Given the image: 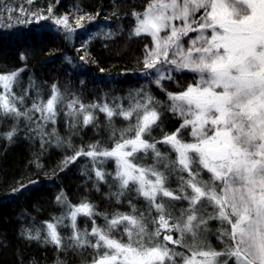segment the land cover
Wrapping results in <instances>:
<instances>
[{
	"label": "snow or ice",
	"instance_id": "1",
	"mask_svg": "<svg viewBox=\"0 0 264 264\" xmlns=\"http://www.w3.org/2000/svg\"><path fill=\"white\" fill-rule=\"evenodd\" d=\"M48 12L51 17V7ZM132 16L133 34L152 40L151 48L145 45L144 74L155 73L154 82L161 88V81L173 79V72H190L193 82L180 92H167L169 102L163 104L142 90L130 96L127 108L85 105L73 97L65 113L72 118L70 127L80 115L84 126L93 124L96 117L89 109L98 108L108 118L112 143L90 144L87 151L80 148L62 164L89 157L98 182L112 177L116 191L110 195L117 204L134 192L147 202L148 212L129 198L130 212L116 211L109 217L86 199L69 203L61 192L56 200L67 206V212L46 222L45 243L63 248L58 227L68 220L66 226L72 230L68 247L94 249L91 264H264V0H147ZM51 18L72 31L67 17ZM84 19L77 20V27H83ZM191 32L196 36L185 48L184 38ZM18 76L0 74V114L31 120L29 113L35 111L44 122L55 124L64 99L58 87L52 85L46 102H33L31 109L21 111L17 105L23 104L24 96L13 91ZM164 111L181 124L157 140L152 133ZM115 116L130 121L127 127L115 128ZM37 128L42 137L57 136L55 129L45 133L42 125ZM188 129L190 139L182 135ZM16 131L13 127L4 135L11 141ZM159 144L168 146L175 159ZM148 157L152 163H143ZM109 160L115 163L114 173L103 167ZM173 175L177 188L169 184ZM174 201H187L178 216ZM100 215L103 226L94 219ZM79 216L92 221L90 231L80 230ZM213 220L220 223L216 238L223 244L221 250L209 241ZM29 238L39 239L40 230Z\"/></svg>",
	"mask_w": 264,
	"mask_h": 264
},
{
	"label": "trees",
	"instance_id": "2",
	"mask_svg": "<svg viewBox=\"0 0 264 264\" xmlns=\"http://www.w3.org/2000/svg\"><path fill=\"white\" fill-rule=\"evenodd\" d=\"M146 3L147 0H0V74L19 73L13 91L24 96V102L18 108L24 111L31 109L33 102H46L53 84L64 97L55 124L44 122L35 111L29 113L31 120L0 114V264H91L94 249L68 247L72 235L71 228L66 226L68 220L64 221L65 226L58 227L64 247L58 249L45 243L46 222H54V217L67 212V206L56 200L61 192L69 203L76 205L86 199L96 206L97 212L109 217L116 211L130 212L129 198L140 211L148 212L147 202L134 192L117 204L110 195L116 191L111 186L112 177L107 178V183L98 182L89 157L80 156L74 163L62 164L80 148L87 151L90 144L112 143L108 118L98 108L89 109L96 117L93 124L84 126L80 115L76 126L70 127L72 118L65 113L67 102L73 97L85 105L107 103L127 108L130 96L142 90L163 104L169 102L167 92H180L193 82L192 73L175 72L173 79L161 81V88L150 75L144 74L142 57L150 39L147 35L133 34L132 13L142 11ZM49 7L51 17L68 18L72 31L53 22ZM39 16L49 18L41 20ZM80 17L85 18L80 21L83 27L76 25ZM129 122L115 116L112 125L119 129ZM38 124L45 133L55 129L59 142L57 136L42 137ZM180 124V119L164 111L162 122L152 135L159 140ZM13 127L17 131L9 141L4 134ZM189 131L182 132L186 139H190ZM158 147L175 159L168 146ZM142 162L151 164L152 160L148 157ZM113 165L109 160L103 167L113 173ZM203 175L208 178V173ZM169 184L178 187L175 175L170 177ZM172 203L177 216L188 206L187 201ZM151 214L156 215L155 210ZM94 219L101 226L105 223L103 215ZM77 224L82 231H90L92 227V221L83 216L78 217ZM219 227L218 221L209 222L212 230L209 241L216 250L223 248L216 238ZM38 229L40 238L30 239L29 235L35 236ZM172 235L174 239L177 237L175 232ZM169 247L186 251L178 245Z\"/></svg>",
	"mask_w": 264,
	"mask_h": 264
},
{
	"label": "rangeland",
	"instance_id": "3",
	"mask_svg": "<svg viewBox=\"0 0 264 264\" xmlns=\"http://www.w3.org/2000/svg\"><path fill=\"white\" fill-rule=\"evenodd\" d=\"M174 23H176V24H180L181 22L180 21H175ZM195 36H196V33L195 32H191V33H189V35H188V37H186V38H184V47L185 48H187L188 47V44H189V41L191 40V39H194L195 38ZM149 37V39H150V46H149V48H151L152 47V40H151V37L150 36H148ZM144 57H145V53H144V56L142 57L143 58V60H144ZM187 72V71H186ZM173 73H175V72H173ZM172 73V74H173ZM193 75V77H194V74H192ZM150 78L151 79H155V73H151L150 74ZM190 130V129H189ZM112 163L114 164L113 166L115 167V163H114V161H112ZM112 166V167H113ZM114 171H115V169L113 168V173H114ZM207 173V172H206ZM219 222V221H218Z\"/></svg>",
	"mask_w": 264,
	"mask_h": 264
}]
</instances>
